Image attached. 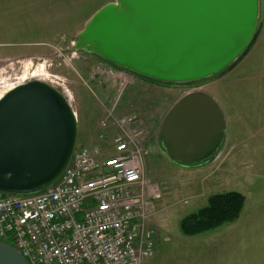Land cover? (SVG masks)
<instances>
[{
  "label": "rangeland",
  "instance_id": "374dc122",
  "mask_svg": "<svg viewBox=\"0 0 264 264\" xmlns=\"http://www.w3.org/2000/svg\"><path fill=\"white\" fill-rule=\"evenodd\" d=\"M102 1L0 0V7L13 11V25L21 21L29 25L24 40L31 42L29 53L0 62V93L20 84L26 68L29 75L37 70L39 75L25 82L52 80L57 89L73 97L79 128L77 146L104 143L108 156L114 151L113 134L108 130L106 140L100 141L98 123L106 115L110 99L116 97L118 84L110 89L99 81L106 77L103 84L107 86L111 83L108 79L116 75L114 71L122 69L77 48L75 43ZM263 1L260 0L254 43L264 27ZM18 11L24 13L19 15ZM261 39L259 47L254 50L253 44L233 66L199 81L160 82L125 70L129 74L123 76L126 87L119 110L141 120L148 151L146 177L161 192V197L151 199L148 207L157 230L156 242H160L153 256L142 264H231V245H236V240L238 251L233 264H264V38ZM193 91L208 92L218 101L226 116L227 137L216 156L182 166L169 157L158 134L173 105ZM228 191L245 196L238 220L197 235L184 233V217L206 207L211 196Z\"/></svg>",
  "mask_w": 264,
  "mask_h": 264
},
{
  "label": "water",
  "instance_id": "95a60500",
  "mask_svg": "<svg viewBox=\"0 0 264 264\" xmlns=\"http://www.w3.org/2000/svg\"><path fill=\"white\" fill-rule=\"evenodd\" d=\"M260 0H115L86 22L75 43L137 75L199 81L231 66L257 32ZM227 120L205 91L181 97L159 129L179 165L208 161L226 142ZM78 119L67 96L32 79L0 97V191L34 194L54 184L77 146ZM0 264H30L0 241Z\"/></svg>",
  "mask_w": 264,
  "mask_h": 264
},
{
  "label": "built area",
  "instance_id": "2783aa9c",
  "mask_svg": "<svg viewBox=\"0 0 264 264\" xmlns=\"http://www.w3.org/2000/svg\"><path fill=\"white\" fill-rule=\"evenodd\" d=\"M124 78L120 74L116 97L98 123L100 141L108 130L113 134V154L106 156L104 143L76 146L48 188L23 195L0 191V241L30 264H142L153 256L157 230L148 207L161 192L146 177L141 120L119 110Z\"/></svg>",
  "mask_w": 264,
  "mask_h": 264
},
{
  "label": "trees",
  "instance_id": "16d2710c",
  "mask_svg": "<svg viewBox=\"0 0 264 264\" xmlns=\"http://www.w3.org/2000/svg\"><path fill=\"white\" fill-rule=\"evenodd\" d=\"M256 36L257 32L251 44L235 62L248 52L249 48L254 44ZM235 62L231 66H233ZM244 205L245 196L240 192L228 191L215 194L210 197L206 207L183 218L182 229L184 233L188 235H197L216 229L225 223L238 219Z\"/></svg>",
  "mask_w": 264,
  "mask_h": 264
},
{
  "label": "crops",
  "instance_id": "0c3cea01",
  "mask_svg": "<svg viewBox=\"0 0 264 264\" xmlns=\"http://www.w3.org/2000/svg\"><path fill=\"white\" fill-rule=\"evenodd\" d=\"M112 1L113 0H103L102 2H100L98 4V6L95 8V10L90 14L89 19L101 7H103L105 4L112 2ZM263 7H264V1H263ZM18 12H20L19 15L21 13L22 14L24 13V11H18ZM13 18H14L13 11H10L9 7H5V6L0 7V62L14 60L17 57H20L22 55L24 56L26 53L30 52L29 46H30L31 42L24 40L25 32L29 29L28 28L29 25L25 26V23L23 21L19 22L18 26L13 25ZM20 20H21V16H20ZM23 20H25V18ZM15 35H17V36H15ZM261 38H264V27L262 28V31L260 32V35H259L257 41L254 43V50L260 46L261 41H262ZM15 45L18 46L17 49L11 48L12 46H15ZM26 45L28 47L27 49L25 48ZM263 61H264V59H263ZM114 72H117V71H114ZM127 72L124 71L123 73L120 72L116 75H112L114 79H108L109 80L108 82H111V83H108L107 86H105L103 84L105 79H107L106 77L102 81H99V84H101L103 87L111 89L118 84L117 79L119 78L120 74L122 76H127V74H129ZM99 78H103V76L99 77ZM242 214H243V211L240 213V216L238 217V219L241 217ZM238 219H236V220H238ZM235 221H232V222H235ZM159 240L160 239H158V242H156V247L160 242ZM234 247H235V249H234ZM231 248H232V263L231 264H233L234 254L236 253V256H237V251H238L237 240H236V245L232 244Z\"/></svg>",
  "mask_w": 264,
  "mask_h": 264
},
{
  "label": "bare ground",
  "instance_id": "6f19581e",
  "mask_svg": "<svg viewBox=\"0 0 264 264\" xmlns=\"http://www.w3.org/2000/svg\"><path fill=\"white\" fill-rule=\"evenodd\" d=\"M27 71L29 72L28 68H26V72H25L24 74H22V76L20 77V81H18L20 84H21V83H24V82L26 81V79H29V78H35V77H37V76L39 75L37 70L33 71V73H31L30 75L27 73ZM12 88H13V86H11V87L7 88L6 90L2 91V92L0 93V97H1L4 93H6L7 91H9V90L12 89Z\"/></svg>",
  "mask_w": 264,
  "mask_h": 264
},
{
  "label": "flooded vegetation",
  "instance_id": "af4514ba",
  "mask_svg": "<svg viewBox=\"0 0 264 264\" xmlns=\"http://www.w3.org/2000/svg\"><path fill=\"white\" fill-rule=\"evenodd\" d=\"M224 71H225V70H224ZM224 71H223V72H224ZM225 137H227V129H226V136H225ZM255 137H257V136H255ZM224 146H225V143H224L223 147L221 148V150L224 148ZM221 150H220V151H221ZM220 151H219V152H217V153H216V155H217V154H219V153H220ZM216 155H215V156H216Z\"/></svg>",
  "mask_w": 264,
  "mask_h": 264
}]
</instances>
